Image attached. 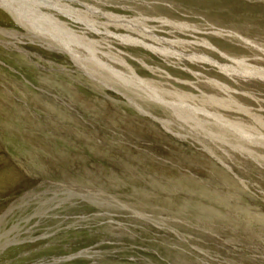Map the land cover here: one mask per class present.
I'll use <instances>...</instances> for the list:
<instances>
[{"label":"rangeland","instance_id":"1","mask_svg":"<svg viewBox=\"0 0 264 264\" xmlns=\"http://www.w3.org/2000/svg\"><path fill=\"white\" fill-rule=\"evenodd\" d=\"M87 2L103 75L0 42V264H264V0Z\"/></svg>","mask_w":264,"mask_h":264},{"label":"bare ground","instance_id":"2","mask_svg":"<svg viewBox=\"0 0 264 264\" xmlns=\"http://www.w3.org/2000/svg\"><path fill=\"white\" fill-rule=\"evenodd\" d=\"M87 1L88 0H0V7L6 10L13 17V19L24 28V32H21L14 28L8 29L0 27V34L7 36V38L1 37L0 42L8 49L11 46V38L15 40H18V38H29L31 40L34 39L38 42L46 44L51 48L58 50L62 49V51L68 53L70 58L87 73L92 74L100 70L98 73L102 74L105 72V70L108 71L110 69V64L107 62V60H105V58L112 57L116 59L122 54L120 50H110L111 46L108 45L106 36H102V33L106 34V31L113 33L110 31V28L106 26V19H109V23H112V19H115L116 23H121L124 21L119 16H110L107 13L99 11L96 7L100 6L92 3L88 4ZM76 3L80 5H77ZM84 7H86V9ZM97 15H101L103 17V20H100L99 23H96L97 21H95V17ZM78 23L81 24L79 29H77ZM85 29L96 32L97 34L99 33L100 37L96 39L93 37V35L92 37L87 36L84 33ZM114 35L121 41L125 40L135 43L139 42L138 38L132 36L123 34ZM140 42L142 44V40H140ZM143 44L150 47L149 43L143 42ZM16 47L20 52L27 56L33 55L18 45H16ZM163 50L164 49L161 48L158 51L162 52ZM123 62L125 63V61ZM33 195V189H30L10 202L0 214V225L1 222L4 221V217L10 214L15 206L24 203V199L27 197L28 200H30L29 198H31ZM35 209V215L40 216L39 212L41 207L39 206ZM5 222H7V220ZM16 240L17 239L13 237L2 238V240H0V250H3L6 245ZM36 264L44 263L39 262Z\"/></svg>","mask_w":264,"mask_h":264}]
</instances>
